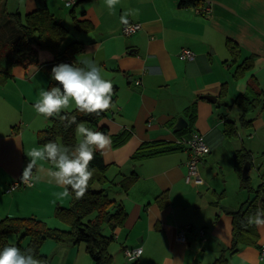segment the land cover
<instances>
[{"label": "crops", "instance_id": "1", "mask_svg": "<svg viewBox=\"0 0 264 264\" xmlns=\"http://www.w3.org/2000/svg\"><path fill=\"white\" fill-rule=\"evenodd\" d=\"M46 1L50 8L60 1L65 4L73 25L74 16L92 23L90 32H81L91 36L81 41L85 52L77 56L78 62L84 67L83 61H95L103 77L114 85L115 108L107 111L99 125L107 128L110 140L113 135L132 132L123 146L113 148L111 142L103 152L105 161L114 167L110 177L115 179L111 183L114 199L128 212L124 226L114 230L116 240H123V254L125 247H142L143 254L133 264H213L221 255L230 256L229 264H264V228L258 229V246L242 245L235 254L229 252L233 223L227 211L238 208L223 205L217 189L204 193L198 188L202 185L187 183L190 150L180 141L191 134L175 131L178 118L183 117L187 127L191 124L193 132L204 135L211 151L199 164L202 178L215 153L226 146L223 143L233 140L225 133V120L240 119L235 98L253 95L249 90L252 80L264 90V0H200L197 6H182L181 0H120L114 14L109 13L105 0H74L72 6L65 0ZM205 7L208 13L202 11ZM7 8L25 16L36 9V1L24 0L22 11L20 0H7ZM135 9L138 14L129 15L128 21L140 23L142 29L125 36L120 17ZM229 41L239 46L236 57L228 48ZM183 48L192 49L195 60H181ZM39 58L42 64L53 60L46 51ZM249 58L251 67L241 71L240 65ZM49 82L43 66H15L9 73L0 67V219L33 216L49 225L57 219V206H70L71 195H63L65 188L49 182L48 170L53 165L47 161H38L33 169V176L39 177L33 179V186L6 193L30 162L26 152L42 147L38 133L48 127L50 119L39 116L33 105ZM206 95L217 101L206 100ZM249 118L254 121L244 138L250 139H242L243 147L231 144L225 155L242 149L252 155L256 139L264 144L260 132L264 131V112L256 117L248 114ZM234 121L237 137L242 138L246 127ZM155 141L183 150L132 161L141 144ZM133 172L139 178L126 193L117 181ZM162 193L168 195L167 203L156 200ZM186 226L190 228L183 240L179 230ZM27 243L25 238L22 244ZM61 245L60 254L69 259L73 250Z\"/></svg>", "mask_w": 264, "mask_h": 264}, {"label": "trees", "instance_id": "2", "mask_svg": "<svg viewBox=\"0 0 264 264\" xmlns=\"http://www.w3.org/2000/svg\"><path fill=\"white\" fill-rule=\"evenodd\" d=\"M35 1L36 9L22 16L18 12L10 13L7 8V0H0V67L9 73L15 66H22L25 69L31 66H43L46 73L49 74V88H51L56 83L51 79L52 67L60 63L82 67L77 56L85 52V44L81 41L67 43L69 29L50 12L46 0ZM199 4L200 0H181L182 6H197ZM73 20L74 27L79 32H90L93 28L92 23L87 19L79 20L74 16ZM228 48L234 57L238 55L239 46L237 43L229 41ZM41 51L50 53L53 60L42 64L39 58ZM250 61L251 58L240 65L241 71L251 67ZM249 90L253 92L251 97L240 94L233 103L241 109L242 114L239 121L245 127H249L254 121L251 118L247 119L248 114L253 113L256 109H264V90L258 88L256 80L249 83ZM224 93L222 92V94ZM112 99L114 102L113 97ZM106 113L96 116L85 115L75 108L70 111V115L75 116L77 122H84L93 131H100L107 135V128L99 125L100 119ZM66 114L68 113H62V115ZM193 120L194 118H191V123ZM64 123L59 118H50L48 127L38 133L39 143L43 146L49 141H55L62 146L74 148L78 142L75 133L76 126L73 124L71 127L65 128ZM179 133L192 134L191 124ZM225 133L228 137L238 136V126L234 120H225ZM131 134L132 132L124 131L111 136L112 147L123 146L130 139ZM178 150H183V148L172 146L164 141L145 142L136 150L132 161H140ZM247 161H250L252 165L250 151L239 150L235 159V167L241 176ZM90 167L94 169V174L89 182L86 195L77 200L69 188L70 206L67 208L56 207L55 217L66 223L69 229L50 227L44 220L33 216L5 217L0 219V249L10 245L8 242L10 234H17L19 242L15 245L22 250L31 248L37 258L45 260L46 264H49V259L41 253V247L47 239H53L63 244H84L94 264H113L114 257L110 252V246L116 240L114 230L124 226L128 212L124 204L110 197L103 187L108 183H115V179L108 175L112 164L107 163L103 154L98 151L95 153V159ZM138 178V174L133 172L129 176H123L118 182L121 189L127 193ZM240 188L241 191L253 192V197L243 201L238 209L227 211L232 217L233 223L232 245L229 248L231 254L238 252L242 245L258 246V228L254 225L248 226L245 218L254 215L258 209L264 210V181L254 189L250 183V177L242 178ZM156 200L159 202L165 200L167 203L168 195L162 193ZM107 227L112 231L110 234L105 233ZM25 238L28 240L26 246L22 244ZM213 264H229V256L221 255Z\"/></svg>", "mask_w": 264, "mask_h": 264}, {"label": "clouds", "instance_id": "3", "mask_svg": "<svg viewBox=\"0 0 264 264\" xmlns=\"http://www.w3.org/2000/svg\"><path fill=\"white\" fill-rule=\"evenodd\" d=\"M20 3L23 11L24 0H20ZM105 3L109 13L114 14L120 0H105ZM138 12L135 9L121 15V24L128 25V16L135 17ZM82 63L84 67L68 63L54 65L51 79L56 82L55 86L47 90L41 89L39 99L33 105L35 112L45 119L59 118L62 123L66 121L65 128L75 124L77 145L69 148L49 141L40 148H31L26 152L30 162L22 174L23 181L39 179L38 176H33V169L38 161H48L53 165L48 170L49 182L64 187V196L71 194L68 191L70 188L77 200L82 199L88 191L94 174L90 165L95 159V153L99 151L103 154L111 140L105 133L93 131L84 122H77L76 117L70 115V109L74 106L75 110L85 115L99 116L115 108L112 81L103 77L102 69L95 61L85 60ZM245 219L248 226L264 228V210L258 209L254 215ZM0 264H46V261L37 258L31 248L22 250L15 244H10L0 249Z\"/></svg>", "mask_w": 264, "mask_h": 264}, {"label": "rangeland", "instance_id": "4", "mask_svg": "<svg viewBox=\"0 0 264 264\" xmlns=\"http://www.w3.org/2000/svg\"><path fill=\"white\" fill-rule=\"evenodd\" d=\"M76 9H77V6H76ZM49 10L52 14H54L57 20L62 21V19H64V24L69 29L68 38L66 40L67 43H70L77 39L79 41H84L83 38L85 36L87 37L91 36L90 33L84 35L83 33L75 29L72 21H70V18H72L71 17L72 15L69 12L70 9H68L65 6V4H63L61 1L55 4V6H51V8L49 7ZM77 10L80 11V8H78ZM40 76L44 77V74L41 72ZM235 109L238 111L239 115L241 116L242 114L241 109H239L238 107H235ZM261 112H264V109L263 110L256 109L253 113L249 115L250 117L252 116L256 117V115L260 114ZM233 120L239 121V119H236V118H233ZM86 126L88 125L86 124ZM242 129L243 128H240V130ZM250 129L251 128L246 127L243 129V131H241L242 138L241 137L240 138L239 137H229L230 139H233V140L230 141L229 139H227V141L223 143V145H226V146H222L224 149H220L219 152L215 153L216 155L213 158V161L208 164V168L202 174L203 183L199 184L202 186L198 187L204 193L207 191L211 193L212 190L217 189V192L219 193V195L222 196L221 201L223 202V205L229 206L231 208H239L243 201L253 197V192L248 193L246 191H241L240 184H241L242 176L241 174H239V172L237 171L235 167V159H236L237 153L233 152L231 155L230 154L225 155L224 152L230 148L231 144H234V143H238L240 147H243L241 141L244 138L245 134L248 135L251 132ZM260 132L262 134L264 133L263 130H261ZM250 137L251 136H246L244 140L247 142V140L250 139ZM254 145L255 147H254L253 154H252V165H251L249 177H250V183L252 187L255 189L258 187V185L262 181H264V154H263L264 144L262 143L261 140L256 139ZM113 171H114V167L112 166L110 168V171L108 172L109 177L113 176ZM103 187L106 189L110 197L115 198L113 194L114 187L111 183H108ZM48 223L50 227H54V228L56 227L60 229L69 228V226L66 223L62 222L59 219H55L54 221H51ZM105 233H108V227L105 229ZM8 242L9 244H17L18 235L10 234L8 236ZM121 242H123L122 239L116 240L110 246V252L112 253L114 257L113 264H133L132 262L128 261L125 258L123 254ZM61 244L63 243L57 242L56 240H53V239H47L43 243L41 247V250H42L41 252L46 254V256L49 259V264H64V263L65 264H94V261L92 260L90 255L87 253L84 244H80V245H74V244L66 245L65 244L66 248H71L73 250L70 256H68L69 259H65L64 254L63 255L60 254V252L62 251V248H64V247H61L62 246Z\"/></svg>", "mask_w": 264, "mask_h": 264}, {"label": "built area", "instance_id": "5", "mask_svg": "<svg viewBox=\"0 0 264 264\" xmlns=\"http://www.w3.org/2000/svg\"><path fill=\"white\" fill-rule=\"evenodd\" d=\"M67 6H72L74 4V0H65ZM203 12L208 13L209 7H205L202 9ZM142 29V25L140 23L129 22L128 25H123L122 33L125 36H130L137 33ZM179 57L181 60L185 61H193L196 58L195 52L190 48H183ZM139 84V81H137ZM190 150V158L187 162L188 171L186 175L187 183H193L196 185L202 184L203 179L199 174V164L202 159L210 153L211 149L208 145L203 134L199 132H193L189 137H183L180 141ZM34 181L30 179L28 181H23L22 177L13 181L8 188L6 189V193H11L15 190L21 189L23 187L33 186ZM190 228V226H186L180 228L179 236L181 239L185 240V233ZM201 233L204 234V230H201ZM124 254L128 261L134 262L137 261L141 255L143 254V248L140 246L137 247H125ZM261 258H264V250L261 253Z\"/></svg>", "mask_w": 264, "mask_h": 264}, {"label": "water", "instance_id": "6", "mask_svg": "<svg viewBox=\"0 0 264 264\" xmlns=\"http://www.w3.org/2000/svg\"><path fill=\"white\" fill-rule=\"evenodd\" d=\"M206 100L212 102V103H215L217 101V97L215 96H211V95H206V96H203ZM188 125V122L185 120V118L183 117H180L178 118L177 120V124L175 126V131H181L183 130L184 128H186ZM250 170H251V162L250 161H247L245 166H244V169H243V174H242V178H248L249 177V173H250Z\"/></svg>", "mask_w": 264, "mask_h": 264}]
</instances>
